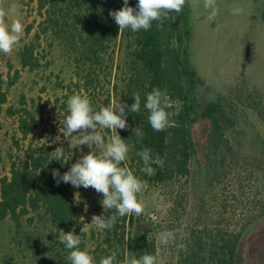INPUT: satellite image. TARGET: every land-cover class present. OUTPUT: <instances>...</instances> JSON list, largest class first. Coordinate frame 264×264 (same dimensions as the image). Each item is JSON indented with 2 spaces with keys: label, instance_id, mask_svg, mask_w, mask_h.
<instances>
[{
  "label": "trees",
  "instance_id": "1",
  "mask_svg": "<svg viewBox=\"0 0 264 264\" xmlns=\"http://www.w3.org/2000/svg\"><path fill=\"white\" fill-rule=\"evenodd\" d=\"M32 1L39 18L37 32L18 52L20 66L38 68L40 41H55L71 56L73 83L79 88L95 90L106 81L105 101L121 100L129 106L134 102L132 96L140 95V113H128L129 128L117 129L130 148L128 167L138 178L148 185L177 186L181 192L175 196L176 205L184 210L188 198L182 182L198 177L199 188L174 264H242L239 243L243 233L264 222V114L260 99L207 97L186 45L191 35L187 1L180 13H170L172 18L162 29L153 21L148 31L126 29L122 33L109 12L120 9L123 0ZM137 3L129 0L130 6ZM261 4L260 18L264 21V0ZM18 77L16 69L7 76L0 70V110ZM154 87L167 91L172 104L168 111L177 113L170 117L175 126L164 131L152 129L144 107L146 94ZM63 89L59 108L65 117L67 100L74 93L69 88L65 93V86ZM6 112L14 119L21 140L34 134L40 111L33 105L21 100L17 106H7ZM247 114L255 120L263 118L259 121L261 131L256 121L246 120ZM135 127L143 131L142 140L134 135ZM144 147L151 149L153 157H160V163L151 165L155 175L141 171L144 165L137 153ZM54 153L49 146L42 149L29 142L21 156L10 160L8 174L0 177V222L19 234L26 225L33 226L36 218H44L57 238L60 231L74 228L83 240V206L74 202L70 183L54 180L52 170L60 162L52 160ZM114 213L110 209L104 215ZM150 232L151 225L140 215H126L118 217L110 230L91 232L90 245L85 247L81 241L80 248L89 249L96 264L112 252L118 260L144 252L158 257ZM68 255L58 253L56 263L70 264ZM15 259L13 255L2 256L0 264H20Z\"/></svg>",
  "mask_w": 264,
  "mask_h": 264
},
{
  "label": "rangeland",
  "instance_id": "2",
  "mask_svg": "<svg viewBox=\"0 0 264 264\" xmlns=\"http://www.w3.org/2000/svg\"><path fill=\"white\" fill-rule=\"evenodd\" d=\"M189 8V24L191 35L187 40L190 61L203 80L207 97H224L228 101L251 97L260 99V108L264 114V21L260 18L261 0H216L217 15L213 21L207 19L208 12L203 8V0H186ZM8 13L6 17L10 24L12 19H20L24 31L19 44L5 55L0 52V70L4 76L12 75L16 69L19 72L17 81L9 88L7 102L0 110V177L8 174L11 159L21 156L27 144L33 143L45 149L51 147L55 152L57 147L65 149L64 160L57 162L56 169L62 175L79 157L90 151L87 145L70 149V135L63 134V112L59 108L65 93L72 90L89 98L94 109L107 106L105 101L109 85L101 81L95 90H85L75 82L73 60L67 50L49 38L40 41V66L30 70L22 68L18 60V52L23 44L31 41L37 32L39 20L35 2L32 0H2ZM239 8V14L234 15L233 9ZM10 65V68H9ZM69 88V89H68ZM24 100L33 105L38 112L39 125L34 134L21 140L15 132V121L7 114L6 107L17 106ZM39 104H44L41 107ZM247 121H256L261 131L260 122L252 114L245 115ZM259 122V123H258ZM99 129V126H98ZM105 136L116 134L114 130L99 129ZM76 133H73L75 135ZM59 136L60 139L56 140ZM94 150L99 151L95 145ZM198 180V177H197ZM191 176L182 182L187 202L184 210L176 205L177 186L152 184L148 185L141 195L144 203L142 219L151 225V236L155 239L159 264H174L175 255L185 226L192 209L195 192L198 191V181ZM72 198H80L83 206L82 220L89 228L86 237L81 240L88 247L91 243L90 233L98 229L91 224L92 216L104 215L100 201L102 194L93 188H74L71 184ZM85 206L87 209L85 210ZM13 228L0 222V258L13 255L20 264H57V254L69 253L64 244L50 230L44 218L34 221L33 226L26 225L21 233H14ZM172 232L173 239L163 244L160 234ZM242 252V264H264V222L253 225L246 230L239 243ZM248 253V254H246ZM42 255V256H41Z\"/></svg>",
  "mask_w": 264,
  "mask_h": 264
},
{
  "label": "clouds",
  "instance_id": "3",
  "mask_svg": "<svg viewBox=\"0 0 264 264\" xmlns=\"http://www.w3.org/2000/svg\"><path fill=\"white\" fill-rule=\"evenodd\" d=\"M186 0H138L135 7L129 5V0H123V6L118 10H110L109 15L114 19L119 27V33L130 29L132 32L140 30L148 31L156 21V27L162 29L164 22L171 19L170 13H180ZM203 8L208 12L207 19L211 22L217 15L218 8L216 0H203ZM240 9L234 8L233 14H239ZM7 11L0 0V52L5 55L10 54L14 47L19 44L24 31V25L20 19H12L9 24L6 20ZM134 102L129 106L121 100L113 99L107 106H101L99 110L93 108L89 98L85 95L75 93L67 100L68 114L60 121L63 134L73 137L69 141L70 149L80 148L87 145L89 152L82 154L71 167L60 174L58 169L52 170V176L57 184L70 183L74 188H93L98 194H102L100 201L102 208L106 210L114 209L115 213L105 216L103 214L92 216V222L98 230L112 229L118 217L135 214L137 216L144 212V203L140 198L147 187L146 181L138 178L128 167L129 145L125 142L117 129H127L128 113L141 111V97L134 94ZM145 109L149 115L147 117L154 131H164L175 126V121L170 117L177 114L168 111L172 107L169 95L166 90L154 87L146 94ZM114 130L116 134L105 136L98 129ZM134 135L140 140L143 139V131L135 127L132 129ZM73 133H76L73 135ZM60 137L57 136L56 140ZM96 146L99 151L93 149ZM65 149L57 147L52 158L67 163L64 160ZM143 161L142 172L147 175H155V169L151 167L153 163H160L157 154L153 157L151 149L144 147L137 153ZM75 203H80L77 198ZM87 206H85V210ZM89 228L86 224L80 229V233H87ZM59 241L65 248L70 250L68 260L70 264H96V261L87 248L81 249L80 235L75 234V229L71 231L59 232ZM163 244H167L173 239L172 232L160 234ZM99 264H159L155 254L144 252L139 257L136 255H126L122 260L117 259V253L102 256Z\"/></svg>",
  "mask_w": 264,
  "mask_h": 264
}]
</instances>
